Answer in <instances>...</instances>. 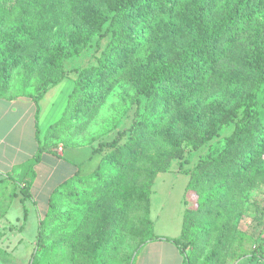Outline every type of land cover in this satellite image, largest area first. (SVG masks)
Here are the masks:
<instances>
[{
    "label": "trees",
    "instance_id": "16d2710c",
    "mask_svg": "<svg viewBox=\"0 0 264 264\" xmlns=\"http://www.w3.org/2000/svg\"><path fill=\"white\" fill-rule=\"evenodd\" d=\"M79 1L0 0V99L6 97L10 71L23 64L24 87L33 73L37 76L36 94L28 96L36 107L35 123L39 100L64 78L63 61L81 51L75 42L86 31L109 36L98 64L78 70L62 114L45 137L70 126L74 115L91 119L120 83L135 92L137 110L129 128L92 148L100 155L96 169L66 179L50 193L39 217L38 242L43 224L53 223L73 201L87 208L74 228L73 244L91 261H100L124 232L138 248L152 240L173 242L181 264H222L227 247L242 238L236 219L247 193L264 184V111L258 99L264 41L256 51L238 44L243 24L264 0H229L218 9L216 0L183 2L193 9L175 5L176 0H97L86 12H76L77 25L68 27ZM234 83L240 89L230 103L201 112L199 104L217 86ZM224 126H231L230 132L213 152L192 168L183 167L184 145L197 150ZM44 146L12 170H19L24 219L34 165L51 151ZM174 161L188 177L186 192L193 193L195 205L186 207L184 201L179 238H159L149 219L150 194L156 176ZM258 255H264L263 247L251 257Z\"/></svg>",
    "mask_w": 264,
    "mask_h": 264
},
{
    "label": "rangeland",
    "instance_id": "374dc122",
    "mask_svg": "<svg viewBox=\"0 0 264 264\" xmlns=\"http://www.w3.org/2000/svg\"><path fill=\"white\" fill-rule=\"evenodd\" d=\"M96 1L80 0L72 9L73 14L68 27L77 25L74 15L76 12H86L90 4ZM184 1L186 2V0H176L175 5L193 9L190 5L183 4ZM225 1L229 0H216V9ZM242 28V32L238 35V44L245 49L256 51L264 41V6L260 7ZM132 32L135 34L134 30ZM101 33L86 31L75 42L80 47V53L63 61V80L57 86L50 88L39 100L41 115L40 118L38 117V127L42 132L39 138L46 150L60 144L66 148L83 147L84 149L85 145L90 144L95 147L101 141H111L117 132L128 129L132 122L137 110V105L133 103L135 92L130 86L120 83L107 95L91 119L87 121L82 115H74L70 117V126L60 127L51 136L45 137L44 130L55 123L62 114L78 70L98 64L97 60L109 40V36H102ZM23 68L24 65L20 64L10 71L6 85L7 98L36 94L34 87L37 76L33 73L28 85L24 87ZM239 89L238 83L217 86L214 92L199 104L201 112L227 105L234 99ZM258 99L264 111V86L260 89ZM230 129L231 126H224L216 138L197 150H192L185 144L187 161L182 162L183 167L190 169L199 159L212 153ZM66 157H60L62 162L70 164L75 169L79 167L67 162L69 159ZM55 166H61L57 159L46 157L42 161L38 177L32 184L33 199H27L24 204L27 209L25 219L17 176L0 182V264H133L138 243L131 240L124 232L110 242L100 261H91V255L86 256L77 251L72 236L75 226L83 218L87 208L85 204L79 205L73 201L62 207L59 217L53 223L43 224V236L38 242L39 217L44 216L50 191L58 183L54 177L47 180ZM89 166L91 167L92 163ZM62 168L66 177L71 176L74 171L70 167ZM87 171L86 169L81 174L88 173ZM187 183L188 177L178 171L177 161L171 164L167 172L156 176L150 194V220L153 222L154 236L166 235L165 233L173 235L172 231L174 233L180 231L184 201L186 207L195 205L193 193L186 192ZM74 186L77 191L80 190L79 185L74 184ZM15 193L17 195L12 197ZM236 228L242 238L227 247L226 255L222 256V264H254L252 251L258 246L264 248V184H258L247 193L241 214L236 219ZM183 251L187 253L189 248L185 246Z\"/></svg>",
    "mask_w": 264,
    "mask_h": 264
},
{
    "label": "crops",
    "instance_id": "0c3cea01",
    "mask_svg": "<svg viewBox=\"0 0 264 264\" xmlns=\"http://www.w3.org/2000/svg\"><path fill=\"white\" fill-rule=\"evenodd\" d=\"M35 111V104L29 97H5L0 99V182L5 178L11 180L14 176H17L18 179L19 170H12L33 157L37 152L38 147L41 145L39 135L42 132L38 127V121L35 123ZM40 113L39 118L41 115ZM92 146V144L85 145L86 148L84 149L83 147L66 148L60 144L57 147L52 148L50 152L44 151L41 155L40 162L34 165L33 168L35 172V180L36 177H38V170L41 167V163L46 157L57 159L61 165L59 167L55 166L52 173L47 177V180L54 177V180L58 182L51 189L50 193L58 184L75 176L76 174H78V176H86L90 174L96 169L100 160L99 154L92 153V148L94 147ZM64 156H67L66 158L69 159L67 162H71L73 165H78L79 167H76L77 169H75V167L70 164L62 162L61 158ZM91 163L92 166L90 167L89 165ZM62 165L66 168L70 167L74 170H72L73 173L71 176L66 177L64 175L62 172ZM86 169L88 170V173L81 174L84 173ZM32 187L30 190L31 199H33ZM172 232L173 235L165 233L166 235L158 236H160L159 238L168 237L170 239H177L180 236L181 227L178 233H176V231L175 233L174 231ZM181 260L182 256L179 248L173 242L159 239L149 241L145 245L139 247L136 251L133 264H181Z\"/></svg>",
    "mask_w": 264,
    "mask_h": 264
},
{
    "label": "built area",
    "instance_id": "2783aa9c",
    "mask_svg": "<svg viewBox=\"0 0 264 264\" xmlns=\"http://www.w3.org/2000/svg\"><path fill=\"white\" fill-rule=\"evenodd\" d=\"M237 264H239V263H237ZM254 264H264V255H258L254 259Z\"/></svg>",
    "mask_w": 264,
    "mask_h": 264
}]
</instances>
